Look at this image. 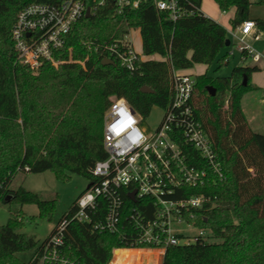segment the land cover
I'll return each mask as SVG.
<instances>
[{"label": "trees", "instance_id": "trees-1", "mask_svg": "<svg viewBox=\"0 0 264 264\" xmlns=\"http://www.w3.org/2000/svg\"><path fill=\"white\" fill-rule=\"evenodd\" d=\"M58 1L0 3V203L36 204L42 220L53 219L57 198L47 199L24 184L13 187L19 173L52 170L63 181L79 175L89 182L85 192L98 182L92 173L94 165L107 157L104 120L113 99L124 98L147 120L155 106H169L174 71L196 64L210 67L228 40L227 28L201 10L203 0H184L193 13L177 20L158 11L153 0H143L137 8L121 7L115 0H84L91 15L73 25L64 48L55 53L63 60L72 55L84 65L55 67L45 63L32 70L17 63L12 31L19 12L31 2ZM215 2L223 12L235 8L233 29L252 20L257 30L264 31V1ZM133 30L140 31L144 56L160 55L163 59L139 58L132 70L116 58H112L115 65H104L110 45L117 44L122 51L132 47ZM227 55L219 59L220 65ZM259 70L257 65L236 66L228 76L212 77L207 72L196 76L194 111L212 141L224 175H214L201 186H185L175 197H207L204 205L192 209L186 218L209 229L220 241L199 239L170 246L163 264H264V134L251 128L242 104L247 93L258 89L251 83V75ZM245 77L247 85L243 84ZM144 86L153 92L142 91ZM209 86L215 88V95L209 93ZM84 192L44 241L78 211L77 201ZM9 195L12 198L7 200ZM124 197L128 206L133 205L127 194ZM144 203L137 206L143 209ZM92 218L94 223L102 220L104 211L92 213ZM123 222L127 234L95 233L89 225L72 221L65 231L63 253L87 264H108L115 248L150 247L137 241L128 215ZM24 226L19 214L0 226V264H26L19 255L41 249L42 242L19 231ZM141 256L149 260L155 256V262L161 264L160 251L133 249L118 251L115 263L133 264Z\"/></svg>", "mask_w": 264, "mask_h": 264}, {"label": "built area", "instance_id": "built-area-1", "mask_svg": "<svg viewBox=\"0 0 264 264\" xmlns=\"http://www.w3.org/2000/svg\"><path fill=\"white\" fill-rule=\"evenodd\" d=\"M115 1L121 7L137 8L143 0ZM153 2L158 11L166 13L172 20L193 13L187 9L184 0ZM86 12L84 0L31 2L24 6L12 31L15 61L32 70L40 69L45 63L54 66L74 63L72 57L69 60L58 59L55 53L64 48L73 25ZM228 32L238 40L243 61L249 58L256 63L264 60V54L247 41L250 35L258 36L254 21H244ZM107 49V58L119 59L121 65L129 70L134 69L139 58L143 59L133 42L132 47L123 51L117 44ZM172 83L169 106L153 108L162 111L154 127L149 126L124 98L113 99L104 120L107 157L97 161L92 169L98 182L82 194L77 201L78 211L60 225L58 232L42 242L39 251H32L25 258L26 264H87L72 260L63 253L65 231L71 222L89 225L95 233H120L124 230L125 214L134 227L137 241L149 245L148 249L166 252L170 246L189 244L199 239L210 241L212 233L209 229H201L186 218L192 209L201 208L207 197L175 196L185 186L204 185L214 175L223 177V169L212 141L194 111L196 77L177 70L173 73ZM134 191L136 201L130 197ZM125 194L133 205L128 206ZM144 200L143 209L139 208L138 202ZM99 210L104 211V218L94 223L92 213ZM194 229L199 233L190 234ZM124 249L128 248H115L113 258ZM111 264H116L115 260Z\"/></svg>", "mask_w": 264, "mask_h": 264}, {"label": "rangeland", "instance_id": "rangeland-1", "mask_svg": "<svg viewBox=\"0 0 264 264\" xmlns=\"http://www.w3.org/2000/svg\"><path fill=\"white\" fill-rule=\"evenodd\" d=\"M256 4L257 2L264 0H253ZM201 10L209 15L214 20L224 25L226 28L231 29V19L235 15V8L230 11L223 12L215 0H203L201 5ZM257 12L259 9L254 8ZM261 12V11H259ZM258 31V36L250 35L247 37V41L259 52L264 54V31ZM132 39L134 42V47L137 52L142 50L141 34L138 30L132 31ZM227 38L230 40L231 44L224 47L219 53L218 58L208 67L207 74L212 77H222L231 74V71L236 66H254L258 64L261 68L257 77L262 79L264 83V60L260 62H255L252 58L243 61L242 54L239 50L238 40L234 39L233 36L228 32ZM228 54L227 61L223 64H219V59L224 55ZM72 57L70 55L69 59ZM73 58V57H72ZM67 59V60H69ZM75 62L84 65V61L75 60ZM72 63V62H64ZM63 64V63H62ZM61 65V64H60ZM54 66V65H53ZM58 67V66H55ZM201 67L197 68L196 71H201ZM195 76V75H194ZM258 99V100H257ZM264 86L259 87L257 90L249 92L244 99V108L247 113L248 118L251 120L252 128L260 133L264 134ZM162 111L159 109H153L151 115L145 120L147 124L154 127L160 120ZM88 180L85 177L74 175L69 180L58 179L56 173L52 170H47L42 173H19L13 182V187H17L20 184L34 192H38L44 195L47 199L57 198V209L52 220H42L38 217V207L36 204H24L21 206L18 203H0V226L8 223L9 219L16 214L24 219L25 226L19 231L25 233L26 235L34 238L38 243L43 242L51 233L53 228L57 225L63 214L69 209L73 201L79 196L80 193L84 192L88 186ZM199 230L194 229L190 231V234L196 235ZM220 240L215 237H210V242H219ZM128 249H142L138 248H128ZM125 250V249H124ZM21 258H27L29 253H22L19 255ZM113 254L108 264H111L113 260Z\"/></svg>", "mask_w": 264, "mask_h": 264}, {"label": "crops", "instance_id": "crops-1", "mask_svg": "<svg viewBox=\"0 0 264 264\" xmlns=\"http://www.w3.org/2000/svg\"><path fill=\"white\" fill-rule=\"evenodd\" d=\"M252 2H254L253 0H251ZM206 14V13H205ZM207 15V14H206ZM207 16H209V15H207ZM217 21V20H216ZM227 30L229 31L230 29L229 28H227ZM139 31V30H138ZM140 32V31H139ZM257 33H258V31H257ZM131 35H132V32H131ZM131 40H132V42H133V39H132V36H131ZM141 41H142V37H141ZM133 45H134V42H133ZM140 55H141V57L143 58V59H147V58H151V59H156V60H162L163 58L160 56V55H153V56H150V57H146V56H144L143 55V53H142V50L140 51V52H138ZM255 65H257V66H259L258 64H255ZM200 68L201 67V71H198V72H194V71H196V69L197 68ZM260 67V66H259ZM261 68V67H260ZM207 69H208V65H205V64H196L193 68H190V69H185V70H180L181 72H183V73H187V74H191V75H195V77L197 76V75H201V74H204V73H206L207 72ZM256 74H259V71H257V72H253L252 73V75H251V83L255 86V87H262V86H264V83L262 82V79L260 80V78L259 77H257L256 76ZM248 94V93H247ZM246 94V95H247ZM245 95V96H246ZM245 96H244V98H243V109H244V111H245V108H244V99H245ZM258 100V99H257ZM262 101H264V99L262 100ZM245 114H246V117H247V120H248V122H249V124H250V126H251V120L248 118V116H247V113H246V111H245ZM251 128H252V126H251ZM253 129V128H252ZM254 130V129H253ZM255 131V130H254ZM125 250H132V249H125ZM133 250H146V251H152V252H161L162 253V257H160L161 259H160V263L161 264H163V260H164V255H165V252L164 251H161V250H158V249H148V248H142V249H133ZM155 256H153L152 258H151V260H149V259H147L146 258V256H141L140 258H135L134 260H133V264H157L156 262H155Z\"/></svg>", "mask_w": 264, "mask_h": 264}, {"label": "water", "instance_id": "water-1", "mask_svg": "<svg viewBox=\"0 0 264 264\" xmlns=\"http://www.w3.org/2000/svg\"><path fill=\"white\" fill-rule=\"evenodd\" d=\"M90 15H91V8H87L86 16L89 17ZM230 43H231V42H230V40L228 39V40L226 41V45H230ZM102 63H103L104 65H110V64L115 65V62H114L112 59H110V58H105V59H103ZM247 83H248V79H247V77H245V78H244V83H243V84H244V85H247ZM142 91H144V92H148V93L153 92L148 86H144V87H142ZM208 91H209V93H210L211 95H215V94H216V90H215V88H213V87H211V86L208 87ZM135 194H136V191H134L133 193L130 194L131 199H133L134 201H136ZM11 198H12V195H9V197H8L7 200H9V199H11Z\"/></svg>", "mask_w": 264, "mask_h": 264}]
</instances>
